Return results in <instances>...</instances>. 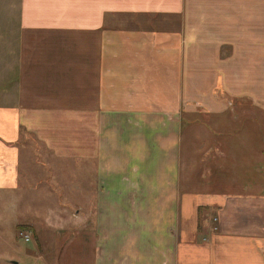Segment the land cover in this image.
Returning a JSON list of instances; mask_svg holds the SVG:
<instances>
[{
    "label": "crops",
    "instance_id": "obj_1",
    "mask_svg": "<svg viewBox=\"0 0 264 264\" xmlns=\"http://www.w3.org/2000/svg\"><path fill=\"white\" fill-rule=\"evenodd\" d=\"M12 9L0 36L11 59L0 190L18 195L57 174L88 202L107 156L104 122L153 114L167 123L161 139H176L177 178L166 180L178 188L166 200L174 210L151 221L149 252L124 257L111 253L130 228L102 215L92 264H264V72L252 63L245 100L240 88L230 109L207 107L205 55L192 45L264 43V0H19ZM195 102L207 109L193 111ZM88 173L89 183L76 178Z\"/></svg>",
    "mask_w": 264,
    "mask_h": 264
},
{
    "label": "rangeland",
    "instance_id": "obj_2",
    "mask_svg": "<svg viewBox=\"0 0 264 264\" xmlns=\"http://www.w3.org/2000/svg\"><path fill=\"white\" fill-rule=\"evenodd\" d=\"M18 1L0 0L3 7L0 12L3 17L0 20L1 37L5 34V23L11 16L12 6ZM14 32H17L15 27ZM192 45L196 46V53L205 55L206 83L208 88L211 87L206 93L207 107L224 103L230 109L236 99L232 92L240 88H243V96L238 94V99L245 100L246 68L252 63H257L259 71L264 72V43ZM7 62L11 63V59L5 58V43L0 42V104L7 102L4 97ZM204 106L195 102L191 109L198 112L207 109ZM240 116L244 117L245 112H239ZM133 118L123 117L120 121L112 118L104 122L103 150L107 156L104 155L102 161L100 178L99 175L95 178L99 184L94 183L88 188L92 201H81L84 197L75 201L74 188L68 186L67 180L65 185L64 182L61 184L57 174L55 179L43 177L39 180L41 186L21 185L18 195L0 190V264H92L91 261L94 263L102 254L103 238L100 229L95 235L92 231L101 227L99 218L108 214L111 215L103 218L130 228L125 230L123 238H132L130 242L115 245L114 248L122 249H115L111 255L120 253L124 257L128 253L150 251L153 244V235L149 232L151 221L157 217L166 222L169 220L166 213L171 215L174 210L171 207L175 200L173 203L166 200L168 195H176L178 188L166 184V180L177 178L176 139H161L167 123L160 117L153 119V114H148L136 116L138 121ZM150 120L154 122L150 123ZM190 123L192 125L193 120L183 123V128ZM34 145L38 146L35 142ZM26 163L23 173L30 172L33 165ZM168 163L171 165L169 170ZM80 177L81 182H91L89 173L77 174L76 178ZM103 197L106 203H101ZM134 224H142V231L133 230ZM131 232L134 234H129Z\"/></svg>",
    "mask_w": 264,
    "mask_h": 264
},
{
    "label": "trees",
    "instance_id": "obj_3",
    "mask_svg": "<svg viewBox=\"0 0 264 264\" xmlns=\"http://www.w3.org/2000/svg\"><path fill=\"white\" fill-rule=\"evenodd\" d=\"M201 213H202V211H201ZM201 219H200V216H199V221H200ZM199 227H200V224H199Z\"/></svg>",
    "mask_w": 264,
    "mask_h": 264
}]
</instances>
